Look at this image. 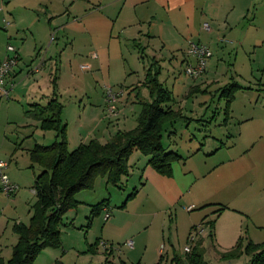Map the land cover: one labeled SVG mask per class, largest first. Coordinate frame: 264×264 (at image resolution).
I'll return each instance as SVG.
<instances>
[{
	"label": "crops",
	"instance_id": "0c3cea01",
	"mask_svg": "<svg viewBox=\"0 0 264 264\" xmlns=\"http://www.w3.org/2000/svg\"><path fill=\"white\" fill-rule=\"evenodd\" d=\"M0 12H4L0 61L10 55L6 44L19 54L9 78L15 83L10 97L0 95L2 150L8 130L14 134L21 126L28 127L32 136L36 132L31 134L30 126L55 131L57 137L58 131L42 129L41 118L34 115L36 105H46L53 98L63 106L68 145L92 139L105 143L118 131L134 129L145 102L154 99L148 83L151 74H157L173 98L166 106L181 112L165 123L163 139L166 125L182 115L176 90L187 99L212 95V91L224 99L222 119L216 112L207 121L215 124L214 130L199 129L203 138L191 137L186 145L171 147L181 156L173 162L171 174L156 170L148 156L141 167L142 191L153 192L171 206L185 204L192 212L188 221L176 217L177 234L166 233L164 217L157 234L148 226L129 233L143 220L137 214L123 217L129 199L122 212L106 220L102 237L90 244L85 256L97 255L101 247L104 264H110L121 252L110 242L126 236L136 242L126 253L128 259H119V264H158L160 260L175 264L174 243L181 227L186 228L185 247L192 228L212 221L207 216L212 209L217 212L219 205L226 206L222 214L231 211L264 226V0H0ZM193 43L212 50L206 71L199 77L186 72ZM172 75L173 87L168 82ZM232 84L238 87L229 95L224 90ZM108 89L118 94L115 102L108 101ZM204 103L198 102L199 109ZM110 106L115 113H110ZM206 115L207 110L202 120ZM32 148L24 162L16 156L18 145L1 155L9 162L6 171L13 181L26 182L25 168L35 166ZM94 195L92 206L110 201L105 192ZM148 198L152 199L149 193ZM191 205L195 207L188 210ZM1 215L5 220H0V236L11 225ZM114 230L122 232L121 237L110 232ZM200 238L205 252V235ZM17 240L14 236L13 245ZM151 245L156 256L148 258ZM184 247L179 255L185 254Z\"/></svg>",
	"mask_w": 264,
	"mask_h": 264
},
{
	"label": "rangeland",
	"instance_id": "374dc122",
	"mask_svg": "<svg viewBox=\"0 0 264 264\" xmlns=\"http://www.w3.org/2000/svg\"><path fill=\"white\" fill-rule=\"evenodd\" d=\"M3 13L4 12H0L1 27H3L4 24L2 19ZM6 46L8 47L7 44ZM165 78L168 79L169 77L166 76ZM174 79L175 77L172 75L168 80L171 87H173ZM99 86L100 85H98V87ZM114 89L117 90L115 87ZM178 91L179 90H176L175 93L176 98L179 101L177 108L181 109L182 115L177 118L173 124L169 122L166 125L167 131L164 135L163 146L167 152L172 150L171 147L186 145L191 137L195 138L196 136L198 139L203 138V136L201 137L200 135L199 129H208V132L214 130L216 127L215 124H208L214 113L217 112L216 117L220 114L221 119L223 117L222 108L224 106V99H220L217 92L212 91V95L198 94L197 96L187 99L184 94H181ZM142 96L144 97L145 94L143 93ZM204 100H206V103L203 104L204 106L202 109H199L198 102H202ZM98 103L100 105L102 102H99L98 100ZM206 110L207 115L204 116V120H202V115ZM106 113H108V108L106 109ZM27 128L28 127L21 126L18 132L14 131V134L11 131L12 129L8 130V136L5 138L6 143L3 145V150L0 146V158H3V153H9L8 150L14 149V145H18L16 156H18L20 162H24L25 158L30 157L29 149L34 147L35 143L49 145L58 140L55 135V131L48 133L47 131L30 126V133L32 134L33 132H36L35 136H32L29 135L28 131H26ZM43 134H46V136ZM76 147L77 144L74 146L72 143L68 146L70 150H73ZM146 158L147 156L140 150H136L132 153L129 159L130 171L122 178L123 187L118 188L117 186L109 184L107 179H104V177L100 175L95 179L93 183L94 185L91 188L80 191L76 196V198L80 201L79 204L77 207L67 212L64 217V224L61 226L62 231H64L62 233V246L58 248H45L38 255L34 264H56V262L61 259H63L67 264H104L101 247H99V252L96 253L97 255L92 253L85 256V254H87L85 251H88L90 244L94 243L96 238L102 237L103 227L106 223H108V221L104 219V215L106 213L105 207L111 209L113 213L112 218H114L117 212H122L123 202L126 201L128 195L134 190L137 192L135 196L129 200L128 211H124L125 213L123 217L135 218L134 216L140 215L139 217H142L144 221L141 220L138 226L129 231V233L139 229H145L143 227L148 226L147 229L150 232L157 234L160 232L161 218L164 217L167 220L165 225L166 233H172L174 235L177 234L174 226L176 217L178 216L181 221H188L192 212L185 209V204L181 203L171 206L168 203L161 201L160 198L153 192L151 193L147 189L143 191L141 190L143 187V184L140 182L141 167L144 165ZM42 170L43 168L38 164H35L34 168H25L27 180L26 182H16L20 186V190L16 194L8 195L3 191H0V220L4 219L1 215L2 213L11 222V225L8 227L6 233L3 232L0 236V254L6 261L12 256L14 236L15 238H19L18 234L14 231L15 224L19 223L18 221L25 224H29L30 222L33 214V206L37 201V196L34 191L35 178ZM101 181H103V183ZM0 186L2 187L1 180ZM20 192H22V196L19 195ZM97 192L98 194L101 192L107 193L110 201L108 202L109 205H105L99 215L93 216V224L89 227L90 218L93 215V206L89 203L94 199V194ZM148 193L152 199L150 198L149 201H146ZM220 207L221 205L218 206V208ZM200 209L201 208L194 209V211ZM165 211L167 214H164ZM222 212H213L212 209V212L207 216L209 219L215 220V231L213 230L215 235L214 239L208 235L210 227L209 225H206V230L204 232L206 260L209 264H251L255 251L250 249V242L264 244V226L260 227L251 219L247 221L234 212L226 211L224 214H222ZM154 218L155 223L153 220ZM110 221L111 220H109V222ZM65 223L68 225H65ZM185 231L186 228L182 226L179 238L176 237L175 239L174 244L178 254H182L184 244L186 243V237L184 238ZM110 232H113L115 236L118 235L121 237L119 234L122 232H119V230ZM125 237L122 240L114 239L110 242L114 247L119 246L121 248V252L118 251V253H116L115 259L111 258L112 262L110 264H119V259H128L126 253L128 252L129 246L126 243L129 240H132L134 243L136 240L133 237H126L127 239ZM119 247L117 249H119ZM143 250L144 247L141 248V251ZM147 255L148 258L150 256H156L153 245L149 248Z\"/></svg>",
	"mask_w": 264,
	"mask_h": 264
},
{
	"label": "trees",
	"instance_id": "16d2710c",
	"mask_svg": "<svg viewBox=\"0 0 264 264\" xmlns=\"http://www.w3.org/2000/svg\"><path fill=\"white\" fill-rule=\"evenodd\" d=\"M156 75L151 74L148 80L154 99L145 102L138 125L131 130L118 131L105 143L92 139L70 150L66 125L61 119L62 104L53 98L46 105H36L34 115L41 118L42 129L58 131V140L50 145L36 143L31 150L33 165L38 164L43 168L34 185L37 201L29 224H15L18 241L13 246L10 259L6 261L0 254V264H34L45 248L61 247V226L67 212L79 204L77 194L91 188L100 175L106 177L109 184L123 187L122 178L130 171L129 159L134 151L140 150L148 156L149 163L160 173L171 174L173 162L181 156L174 151H165L163 129L167 121L178 117L181 112L166 106L173 98ZM237 87L232 84L224 92L231 95ZM136 192L134 190L128 195L123 206ZM108 201L105 199L93 205L92 217L99 215ZM225 209L226 206H221L217 212L221 213ZM214 221L206 222L212 229L210 237H214ZM200 239L190 252L177 254L174 263L209 264ZM250 249L255 251L251 264H264V244L250 242ZM56 264L65 263L58 260ZM158 264H161V260Z\"/></svg>",
	"mask_w": 264,
	"mask_h": 264
},
{
	"label": "built area",
	"instance_id": "2783aa9c",
	"mask_svg": "<svg viewBox=\"0 0 264 264\" xmlns=\"http://www.w3.org/2000/svg\"><path fill=\"white\" fill-rule=\"evenodd\" d=\"M8 50L10 52V55L6 59L0 61V95L5 97H10L11 90L15 85V83L9 78L12 71L19 62V54L16 48L13 45H9ZM188 52L190 55V60L186 67V72L192 77H199L206 71L208 60L212 56V50L205 44L193 43L190 46ZM107 96L108 101L112 103L117 100L118 94L113 92L111 89H108ZM109 111L113 114L116 110L114 106H110ZM8 166L9 162L3 158H0V180L2 183V191L8 195H13L20 189V186L19 184L11 180L6 171ZM194 207V205H191L188 206L187 209L192 210ZM105 210L106 213L104 215V219L108 220L112 216V211L108 207H105ZM205 226V223H201L196 225L192 229L188 237V243L184 247L185 252H190L192 250L193 246L204 234L206 230ZM127 245L129 247H133L134 243L132 240H129L127 242Z\"/></svg>",
	"mask_w": 264,
	"mask_h": 264
}]
</instances>
